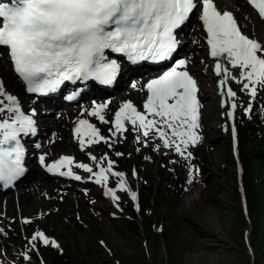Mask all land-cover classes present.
<instances>
[{"label": "snow or ice", "instance_id": "6c2138e0", "mask_svg": "<svg viewBox=\"0 0 264 264\" xmlns=\"http://www.w3.org/2000/svg\"><path fill=\"white\" fill-rule=\"evenodd\" d=\"M248 2L264 18V0ZM197 9L198 19L207 33L208 54L215 60L213 70L221 77L218 80L221 105L230 103L226 115L233 120L237 108L236 92L228 86L225 93L224 86L229 80L235 81L242 84L241 91L256 96L258 88L264 87V42L242 33L233 13L220 11L214 0H0V46L7 48L14 71L26 84L29 93L55 92L65 81H86L89 78L111 84L120 64L109 58L106 50L122 54L133 63L166 60L181 43L177 30ZM186 64V59H176L166 71L147 80L143 85L147 93L143 111L138 110L132 101H123L111 121L115 128L113 135H122L131 124L132 131L137 133V141H141V134L154 140L158 137L154 150H159L162 144L183 159L190 160L193 153L188 150L189 145L195 146L200 140L196 131L200 126V102L197 82L185 69ZM132 87H137L135 82ZM0 96L7 101H0V112L7 113L0 118V181L7 185L24 171V149L19 134H35L37 129L33 116L21 111L18 98L7 92L2 81ZM106 106V103L93 101L92 108L87 110L88 115L105 122L102 111ZM251 107L249 102L244 112L247 114ZM32 111L34 113L35 109ZM81 126L90 130L87 141L84 135L88 133L82 132ZM231 132L235 150V125ZM74 133L81 149L86 143L108 139L99 135V130L85 119L78 121ZM143 143L147 145L148 140L144 139ZM89 156L93 161L98 160L91 152ZM99 159L107 160L106 166L97 162L94 167L86 163H78L77 167L91 173L87 179L95 178L97 184L104 186V194L110 195L115 203L119 200L116 190L127 188L125 173L113 169L115 161L108 159L107 154ZM39 161L50 173L82 179L69 167L73 162L71 156L61 155L46 162L42 154ZM198 171L189 164V182ZM109 174L120 178L115 188L108 187ZM127 192L133 201L137 199L136 192L131 189ZM24 222L28 223V218H24ZM35 241L59 247L55 239L39 229L29 241L33 248L36 247Z\"/></svg>", "mask_w": 264, "mask_h": 264}, {"label": "rangeland", "instance_id": "374dc122", "mask_svg": "<svg viewBox=\"0 0 264 264\" xmlns=\"http://www.w3.org/2000/svg\"><path fill=\"white\" fill-rule=\"evenodd\" d=\"M239 1L235 0L236 3H240ZM216 2L219 4L218 6L225 5L231 9L227 0H216ZM219 9L222 10V8ZM194 24V19H191L190 23L187 24L188 26L186 25L185 28L188 34L193 30ZM244 29L248 28L244 27ZM248 31L254 34L249 32L252 36H257L262 40L261 42H264V39L256 31V34L251 29ZM188 47H190V50L193 46L188 45ZM199 48L194 46L192 51H197ZM200 51L197 55L190 56L193 62L189 64V67L193 70H195L193 65L197 63L199 58H202ZM200 66L204 68V65ZM10 76V70L6 62L3 61L2 54H0V78L6 79L4 82L7 83L9 91L18 94L19 88ZM202 76L201 84L204 81L210 83L208 82L212 79L210 75L208 77L206 75ZM230 86L233 89L232 85ZM117 93L119 94V92ZM126 95L127 93L124 97ZM129 96H134V93L131 91ZM205 97L206 107L202 117L204 120H202L203 124H200L199 127L207 126L205 132H202L203 129L201 131L203 136L207 137H204L200 142L198 151L190 147L188 149L193 153L195 159L191 157L190 160H185L174 150L168 148L154 150L153 145L156 143L154 139L153 141L148 140V144L145 145L143 141H137L133 136L134 138L128 142V149L126 143H124L126 136L123 137L120 134L116 139L118 148L116 153L120 152L122 155L117 156L115 153L113 159L115 162L124 161L131 165L136 162L137 157H140L143 162L144 173L151 167L152 179H155L157 173L162 171L181 182L180 189L174 194L171 204L163 209L164 230L158 243L153 240L154 236L146 237V233L142 231H139L138 236L130 234L126 230L124 214L121 211L114 210L108 204V216H111V214L116 215L114 219L109 218L107 208L102 204V201H96V199H99L97 196H100V194L94 195V192H100L101 188L94 190L95 188L92 187L91 191L93 193L88 192L87 195L80 191L81 194L87 196L85 199L88 203L84 199H80L79 204L82 210H79L71 206L73 197H76L77 188L70 190L63 187V190L70 192V196L75 195L64 199L60 203L56 197L51 198L50 196L49 198L47 196L46 192L54 194V189L41 184L37 179L34 182L35 187L31 188L30 193H24L21 196L22 200L29 197L27 200H16V202H10L9 205L7 201V206L4 201L0 203V222L2 221L1 225L4 227L1 228L3 232L0 237V259L10 264L11 260L16 259L13 251L17 258L23 259L21 257L24 255L22 252L27 249L24 240L25 233L29 235L31 230L41 228L59 241L58 248L64 247L69 251L73 264H264V174L260 173L256 177L261 202L258 212L255 213L257 224L251 231L250 223L246 219H239L240 206L230 196L236 187L234 163L228 153V133L224 131L227 127L226 120L221 117L223 112L218 111L219 107H217L215 95L212 94V99L209 96ZM249 102H259L264 105V92L258 98L248 95L241 97L236 116L246 117L242 108H245ZM48 120L51 124H54L56 118L54 116L52 117L53 121ZM65 127L66 125L60 124V128L55 129L54 127L53 129L57 136L55 140L65 143V147L62 148L63 151L61 152H69L67 150L69 148L70 151L77 150V156L85 157V153L78 151L76 145L69 144L70 141L67 136L69 133L68 129L65 130ZM48 134L43 136L44 142L51 139ZM120 138L123 140L122 146L126 149L125 151L123 147H119ZM256 142L254 140L251 145L256 144ZM149 147H151V152H149ZM249 147L250 145L245 144L241 146L240 150L243 152L248 150ZM49 148L45 151V154H49V157L58 152H50ZM44 149L41 147L40 151L43 152ZM102 149V152H104L102 157H104L105 151L108 150L107 145H103ZM200 154L201 157H197ZM104 161L107 164V160ZM194 162L201 166L199 165V171L195 172L193 179L189 182L187 176L188 166ZM34 179L35 177L24 180L15 190L1 194L0 199L1 196L22 190ZM110 181L111 184H114L112 178H110ZM64 183L61 182V184ZM140 183L141 175L135 174L131 179V186L138 187ZM88 187H91V185ZM213 192H216L217 195H214ZM126 193L123 192L120 196L118 194L119 198L124 200L125 197H128ZM56 194L58 193L54 195ZM53 206L56 209L44 211L50 210ZM5 208L6 211L3 217H6H2V219L1 212ZM34 209H36L35 212ZM40 212L42 213L38 214ZM75 212L80 213V219L76 220L75 215L77 213ZM92 213L95 214V217ZM30 215L35 217L32 218ZM24 218H32V223L28 225L24 222ZM65 222L69 223L66 225ZM6 230L10 231L5 232ZM101 241L104 244H101ZM217 245L221 247L214 250L215 248L212 246L217 247ZM21 246L24 248L19 250ZM4 258L7 259L4 260ZM0 264H3V262L0 261Z\"/></svg>", "mask_w": 264, "mask_h": 264}, {"label": "bare ground", "instance_id": "6f19581e", "mask_svg": "<svg viewBox=\"0 0 264 264\" xmlns=\"http://www.w3.org/2000/svg\"><path fill=\"white\" fill-rule=\"evenodd\" d=\"M214 1L216 2V0H214ZM239 2L240 3H236L235 0H227V3H230L229 6L231 7V9H229L225 5H222V7L221 6H217V7L222 8L224 10L232 11L234 13V15L236 16V18L239 20V22L241 24H243L245 28H248L245 31H248L249 29H251L254 33L256 31L260 35V37L262 39H264V24L261 21L258 20V18L255 16V14L247 7V5L242 0H240ZM217 5H219V4L217 3ZM255 19H256V21H255ZM197 23H198V21L194 25V28L191 31V34H190L189 38L187 39L188 36H183L182 41L183 42H188L189 41L190 43L188 45H191L193 47L194 46H196V47L198 46V47L201 48V51L200 52H201L202 55H200V53H199V55L202 57L204 64H199L198 63V60L199 59H198L197 60V63L193 65V68L196 70L197 76L201 80L203 78L202 75H206L207 77H208V75H210L212 77V79L208 81L210 83H206L204 81L203 84L200 85L201 86L200 90H201L202 96L203 97L209 96L212 99L211 96L213 94V95H215L216 98H219L220 97V94H218V92L221 93V86L219 85L218 80L221 77H218V76L214 75L213 72H209L208 71L209 64H211L212 66H214L215 61H208L206 59V57H205V50H204V46H203L202 41H201L202 35L199 32V30L197 29V27H196ZM255 37L258 38L257 36H255ZM258 39L260 41H262L260 38H258ZM192 41H196L197 43L196 44H193ZM188 45H187V48L185 49V53L182 54L181 57H184L188 61V66H189V64L190 63L192 64V62H193V60L190 59V56H194L195 54L197 55L198 52L197 53L196 52H193V53L186 52V50L187 49L189 50V48H190V47H188ZM193 47H191V48H193ZM2 59H3V61L6 60L3 54H2ZM206 61H207V65L205 66ZM200 65H204V68H202ZM140 66H143V65H140ZM191 70H193V69H191ZM150 75H152V74L149 73V74L146 75V77H148ZM129 82H130V84L131 83L133 84V82H135L138 87L140 86L139 85L140 84V78H131L129 80ZM229 82H230V85H232L233 90L236 91V97L234 99H235V102L237 103L238 96L243 95V93L246 92V91H241L240 90L241 89V84L239 85L235 81H231V80H229ZM132 84H131V87H132ZM128 85H126L123 88L124 90L122 92H120L118 94V96H115V97H112V98L100 99L99 102H98V104L99 103H106L107 104V106L105 108V112H107V110L111 106L116 105L119 102L118 101L117 103H115L117 97H123V98L131 99L132 100V103L134 105L138 104L139 101L144 97V95H145L146 92L143 89H141V87L140 88H137V89H133V87L132 88H128L129 87ZM131 91H132V93H134V96H132V97L129 96V94H131ZM126 93H127V95L124 97V95ZM219 101H220V98H219ZM35 107L37 109V115H36V117L41 118V117L44 116L45 113H47V115L44 118H42L43 121H44V125H43L44 127H43V130H42L41 134L43 136H45L46 134L50 133L49 132V129H52V128L54 129V127H55V129H58V128H60V124H62L63 126L66 125L65 130L67 131V129H68L69 135H67V136H68V139L70 141L69 144L70 145H76L77 149H79L78 145L76 144V139L74 138V133H73V130H72V127H71V120L78 113V108L77 107H75L74 105H72V106H69L67 108H63V109L57 110L56 112L55 111H52V110H49V111L44 110V111H42L44 108L41 105H35ZM58 113H59V116H58ZM51 114H55L56 121H54V124L53 123L51 124L50 121L48 120V119H51V121H53L52 120V117H50ZM114 115H115V113L111 114L109 117L113 118ZM96 120L98 122L100 121L99 119H96ZM200 124H203L202 123V119L199 120V125ZM110 125L113 126V124L111 122H110ZM100 126H103L104 127V125H102V124H100ZM129 126L130 125L128 124L127 125V128H129ZM202 132H205L204 129H203ZM122 136L123 137L125 136V132L123 133ZM142 137L143 136L141 134V138ZM122 139H124V138H122ZM158 142H159V140H158ZM158 142H156V143H158ZM196 145H195V148H196ZM161 146H162V144H161ZM41 147H43L45 149H44L43 152H40V153H44V155H45V157L47 159H52L53 156L56 157L57 155L59 156L60 154H64V152H61V151H63L62 148L65 147V143H60V141L55 140V139H53V140L47 139L43 143V146L41 145ZM47 148L50 149V152L51 151H58V152H55V155L49 157V154H45V151H46ZM40 150H41V148H40ZM67 150L70 151L69 148ZM78 151H80V150H78ZM92 151L96 152L95 149L92 150ZM56 153H58V154L56 155ZM81 153H83V154L85 153V157L87 156L85 151L84 152H81ZM76 157H83V156L78 155ZM97 158H98L97 162H99L100 164L104 165V163H102L100 161V159H99L100 157H97ZM84 161L87 163L86 158H84ZM74 169H75V171H77V173H80V172L86 173V174H83V178L87 179V177H88L87 173L88 172H86L84 169H81V168L77 167V164L74 166ZM30 171H31V173H30L31 177H29L28 179H30L32 177L33 178L35 177L34 181H31L25 188H23L22 190H18L15 194L3 196V197L1 196L0 203L2 201H4V204L7 206V201H8V205H9L10 202H14V201L16 202V200L17 201L18 200L19 201H25V200H27L29 197H27L26 199L22 200L21 199V196L24 193H26V194H29L30 193L31 188H34L35 187L34 182H36L37 179L40 181L41 184L47 185L48 187L54 189V192L55 193H58V194L54 195L55 193L54 194H50V193L46 192L47 193V196L49 198H50V196H51V198L56 197L59 200V202L61 203L64 199L71 198V197H73L76 194V197H73V199H72V203L73 204L71 206L74 209H79V210H82V208H81V206L79 204L80 199H84L88 203V201L85 199V197H87V196H84V195H87L88 191H84L83 192L84 195H83V194H81L82 191L77 186H75L73 188H77V190H76L77 192L73 196H70V192L63 190L61 188V185L58 183V181L56 179L47 177L46 175H44L43 173H41L38 170V167L34 165V163L31 164ZM90 175H91V173H90ZM109 176H110V174H109ZM89 180H90V184L93 185V186L100 185V184H97L95 182V179L94 178L93 179H89ZM89 180H86V181L88 182ZM119 192H121V190H116V195L117 196H118ZM97 193H98L97 191L94 192V195H96ZM1 194H3V192L0 191V195ZM97 197L99 199H101V197L103 198V195L102 196L100 195V196H97ZM6 198H11V199H6ZM101 200L104 202L103 199H101ZM112 202H113V200H112ZM116 202H119V200H117ZM97 209H99V208H97ZM35 211H36V209H34V212ZM18 215L20 216L19 213H18ZM7 257H9V256H7ZM6 259L7 258H4V260H6Z\"/></svg>", "mask_w": 264, "mask_h": 264}, {"label": "trees", "instance_id": "16d2710c", "mask_svg": "<svg viewBox=\"0 0 264 264\" xmlns=\"http://www.w3.org/2000/svg\"><path fill=\"white\" fill-rule=\"evenodd\" d=\"M262 119H264V115H260L259 113L254 116L253 122H246L241 125L240 130V141L242 144H251L254 139H261L258 137L261 132V123ZM262 140V139H261ZM242 159L244 161V183L246 196L248 201V209H249V218L253 224H257L254 213L258 212L260 202H261V194L259 193L258 184L256 181V176L264 174V140H262L257 145H251L248 150H245L242 153ZM217 195L216 192L213 193ZM152 196V198H151ZM231 199L234 202H238V196L236 191L233 190V193L230 195ZM170 201L168 198V189L164 186L158 185L157 187L151 185L146 188V193H144L141 197V227L144 232L149 236H154L153 240L158 243L159 238L161 237L160 233H156L152 229L153 221H158L161 216H156V211L160 209V207L169 205ZM211 203V202H210ZM144 209H147L150 212H145ZM132 215H134L132 213ZM243 215L239 210V219H241ZM140 225L138 224V220H129L127 221V228L130 233L134 236L139 234ZM197 239V238H196ZM214 250L219 249L221 246L217 245ZM215 252V251H214ZM50 264H73L72 256L69 251L64 250L63 253L51 252L46 253L45 255Z\"/></svg>", "mask_w": 264, "mask_h": 264}]
</instances>
